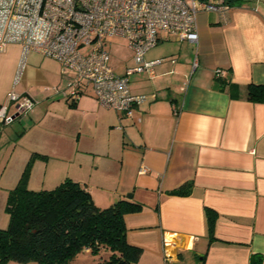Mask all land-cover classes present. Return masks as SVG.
<instances>
[{
	"label": "crops",
	"instance_id": "obj_1",
	"mask_svg": "<svg viewBox=\"0 0 264 264\" xmlns=\"http://www.w3.org/2000/svg\"><path fill=\"white\" fill-rule=\"evenodd\" d=\"M197 21V42L165 35L156 45L179 44L161 56L147 55L153 47L147 51L148 60L165 58L155 75L129 76L132 93L155 94L133 117L100 105L90 90L70 105L56 97L62 107L87 108L95 116L93 124L79 126L78 148L63 138L57 148L61 157L79 159L81 171L70 178L97 206L128 194L143 205L124 216L127 241L142 248L132 264H199L203 256L202 264H250L252 253H260L264 264V101L245 97L249 84H264V0H235L225 15L201 11ZM10 46L16 49L3 63L9 81L21 51ZM51 60L57 82L61 67ZM126 67L113 69L121 74ZM7 94L0 91V106ZM12 112L20 138L47 135L39 127L60 121L46 109L48 121L22 124L26 112ZM88 136L93 140L86 146ZM187 181L186 194L170 193ZM106 195L111 200L102 202ZM205 207L215 211L213 240Z\"/></svg>",
	"mask_w": 264,
	"mask_h": 264
},
{
	"label": "built area",
	"instance_id": "obj_2",
	"mask_svg": "<svg viewBox=\"0 0 264 264\" xmlns=\"http://www.w3.org/2000/svg\"><path fill=\"white\" fill-rule=\"evenodd\" d=\"M229 6L226 0H0V50L10 43L20 46L14 83L22 75L28 54L37 51L59 62L61 75L68 80L62 89L66 101L75 102L90 90L100 105L133 117L155 94L132 93L129 76L145 72L152 78L155 66L165 60H148L147 51L165 35L179 42H197L198 14L225 15ZM114 37L123 38L132 51L133 65L121 74L110 63L108 43ZM85 47L87 52L82 51ZM68 70L74 76H67ZM7 97L9 104L17 103V111L34 106L26 93H8ZM7 111L8 105L0 106L3 124L12 119H6ZM145 171L140 167L141 173Z\"/></svg>",
	"mask_w": 264,
	"mask_h": 264
},
{
	"label": "trees",
	"instance_id": "obj_3",
	"mask_svg": "<svg viewBox=\"0 0 264 264\" xmlns=\"http://www.w3.org/2000/svg\"><path fill=\"white\" fill-rule=\"evenodd\" d=\"M226 1L231 4L235 0ZM245 97L263 102L264 84H249ZM28 168L7 194L9 222L6 228H0V264L10 260L20 264H71L82 250L93 255L106 251L99 264H132L139 260L142 248L127 241L124 216L139 212L143 205L131 194L99 207L90 192L70 177L52 189H29ZM190 184L184 182L170 193L186 194ZM205 214L207 233L213 240L215 211L205 207ZM250 264H262V255L252 253Z\"/></svg>",
	"mask_w": 264,
	"mask_h": 264
},
{
	"label": "rangeland",
	"instance_id": "obj_4",
	"mask_svg": "<svg viewBox=\"0 0 264 264\" xmlns=\"http://www.w3.org/2000/svg\"><path fill=\"white\" fill-rule=\"evenodd\" d=\"M177 44L179 43L174 40L162 42L153 47L147 55L149 57H151V55L161 56L162 54L169 53ZM14 49H16L15 46L6 44L4 48L0 50V91L8 90V93L15 94L27 93L32 97L34 100V107L32 110L26 111L22 124H28L27 121L31 119L37 124L40 120L48 121L49 117H45L47 115L43 113L46 109L47 111H52V116L56 119H60V121H58L55 127L52 126L50 120L48 123L46 122L39 127L38 131L47 133V135L33 134L20 138L19 133L15 131L21 129H19L14 122V119L17 118L14 117L16 111L12 112L17 103H10L6 119L14 118L6 124L0 121V228H6L9 222V216L5 211L8 191L17 184L28 165L29 168L26 171V184L29 188L34 187L32 188L34 190L52 189L65 177H70L71 174H76L81 171L79 169L80 167H78L79 159L76 157L69 160L65 157H61L60 155L63 151H58L61 150V148L57 147L60 144L61 138H63L65 140L67 139L69 144H72L73 147L78 148L80 142L79 126L86 122L93 124V119L95 120L94 113L87 108L82 112L80 110H75V108H65L57 104L56 97H58L62 103H66L62 95V89L66 86L68 80L64 79L66 76L61 75V78H59L57 82H54L53 71L55 69V64L51 62V58L37 51H31L28 54L19 81L14 83L15 75L11 81H9L4 75L5 69L3 63L8 55L14 52ZM87 50V47L82 49L83 52H87ZM108 50L110 53V63L116 71L125 66L129 67L133 65V58H128L130 55L123 38H112L108 43ZM42 61L44 62L42 63ZM133 74L138 76L136 74L139 73ZM67 76L72 77L74 73L68 70ZM131 80H133V77ZM57 90H59L58 93L56 92ZM6 100L5 103L7 105V103H9L7 96ZM100 134H102V131H100ZM88 139L89 141L86 143V146L91 144L93 137L88 136ZM54 148L56 151H54ZM91 171L92 172L87 170V174L93 177L94 171ZM109 195H106L105 200L102 202L111 200L112 197L110 198ZM105 254L106 251H102L98 255H93L82 250L75 255L71 264H99L101 260L100 257L104 258ZM6 264L20 263L10 260ZM27 264L33 263L30 262Z\"/></svg>",
	"mask_w": 264,
	"mask_h": 264
},
{
	"label": "water",
	"instance_id": "obj_5",
	"mask_svg": "<svg viewBox=\"0 0 264 264\" xmlns=\"http://www.w3.org/2000/svg\"><path fill=\"white\" fill-rule=\"evenodd\" d=\"M15 108H16V109L18 108V105H17V104L15 105ZM18 113H19V112L17 111V114H18ZM12 118H14V117H12Z\"/></svg>",
	"mask_w": 264,
	"mask_h": 264
}]
</instances>
